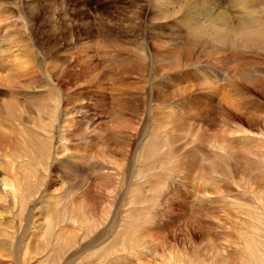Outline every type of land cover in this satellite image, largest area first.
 Segmentation results:
<instances>
[{
  "label": "rangeland",
  "instance_id": "374dc122",
  "mask_svg": "<svg viewBox=\"0 0 264 264\" xmlns=\"http://www.w3.org/2000/svg\"><path fill=\"white\" fill-rule=\"evenodd\" d=\"M215 3L233 21L264 25V0ZM179 4H164L162 19H154V0H0V37L17 32L24 43L16 54L31 50L38 69L12 94L0 89L1 99L11 96L20 107L46 101L59 117L69 100L82 113L79 135L73 128L58 153V122L41 134L44 143L28 127L29 150L17 129L2 138L1 154L16 171L33 172L15 249L19 221L10 216L20 205L0 201V264L256 263L245 243L257 234L264 244L256 195L264 191V53L233 41L223 50L194 42L186 17L203 7L197 2L173 17ZM63 66L70 71L48 84L47 72ZM245 73L260 84L244 82ZM29 121L38 125V114ZM47 150L49 160H34ZM76 212L87 236L65 254Z\"/></svg>",
  "mask_w": 264,
  "mask_h": 264
},
{
  "label": "bare ground",
  "instance_id": "6f19581e",
  "mask_svg": "<svg viewBox=\"0 0 264 264\" xmlns=\"http://www.w3.org/2000/svg\"><path fill=\"white\" fill-rule=\"evenodd\" d=\"M177 2L180 3L178 5V7L176 9L172 8L173 5L176 4ZM197 2H198V4H201L203 9L197 11L198 14H196V12H192V13H189V15H187V17H186L187 18V26H189L188 31H187L188 36L192 37L194 42H200L202 40H206L209 42L208 44H210V46L213 44L216 47H220V50H223L226 48L224 46L226 43H228L229 41L230 42L233 41V42H238L240 46H243L247 50L249 49V50H253V51L254 50L255 51H261L262 53H264V25L262 26V25L256 24L254 21H252L253 19H244L243 18L242 21L241 20L233 21L232 18L228 14L223 12L222 9L220 10V9H218L217 6H215L216 5L215 0H154L155 6L152 7V8H154V10H153V12H154L153 16L155 17L154 19H162L163 15L160 13H161V9L164 6V4L172 6L171 7L172 11H173L172 16L174 17L175 15L179 14L180 12L188 11L191 8V6L193 4H197ZM206 3H207V5H208V3H211L213 8L205 11L204 8H205ZM196 7H198V6H196ZM34 11H32V12L34 13ZM164 12L166 13V11H164ZM35 13H34V15H36ZM196 15H198L197 17H200L199 20L195 19ZM134 18H135V16H134ZM9 30H10V28H9ZM16 34H17V32L12 30V31L5 33V35H3L2 37H0V89H2V88L9 89V93L13 89H16V87L18 88L20 85H24L26 83V82L25 83L23 82L24 84H22V80H20V79H25V80L30 79L31 78L30 75L32 72H35V71L38 72V69H36L37 66H35V64H33L34 63V56L32 55V53H30L31 50L29 51V54H26L25 52H24L25 54L24 53H21L20 55L16 54L17 44H20V46H22V43H24V42H22V38L19 39L17 36H15ZM187 39H190V38H187ZM240 46H238V48ZM196 47H197V45H196ZM17 48H19V47H17ZM28 48H29L28 45H24V47L22 49L24 50V49H28ZM231 48H233V47H231ZM246 49H244V50H246ZM215 50H217V49H215ZM217 52H218V50H217ZM79 62H81V59H78L77 61H75L76 64H78ZM68 71H70V70L68 68H66L65 66H63V67L58 68L57 70L55 68V70L53 71V76L49 72H47V75L45 77H46V80L48 81V84L49 83H50V85L53 84L52 83L53 78L56 80V82H59L61 79L64 78V76L67 74ZM74 73H75V71H74ZM75 74H76V82H75V85L73 86L75 89H73V90H74V92L77 91V94L80 96L79 91H81L80 89H81V84H82L80 81V74L79 73H75ZM51 77H52V79H51ZM96 77H98V76H96ZM34 78H35V76H34ZM93 79L95 81V78H93ZM243 79H244V82H246L247 84H250L254 87H256L258 84H260L258 81L255 80L256 79L255 76H251L248 73H245L243 75ZM32 81H33V79H32ZM39 88H43V85L41 84L39 86H36L33 89L35 90V89H39ZM259 89H260V87H259ZM11 94H12V92H11ZM3 95H4L3 92H0V148H2V147L4 148V147L8 146V143L7 144L4 143V142H6V139L2 140V138L4 139V136L8 135L9 133H12L15 129L19 130V132L23 138V143L25 144L26 147L29 144V142H27L28 141L27 136H29V132H30L29 130H31V129L33 130V132L35 134L33 138H36L38 143H44V142L40 141V139H39L41 134L42 133L44 134V132H46L47 133L46 135L48 136L49 135V129H51L52 126H55L56 124L55 125H53V124L56 122H58L57 123L58 124V132L60 135V147L57 149V153H58V151L60 152V148H62L63 145H65V143H69L68 139H67L68 138L67 134L70 133V131L73 130V128L77 127V126L75 127V125H78L79 119H80L81 114H82L80 111L81 107L78 104H76V105L74 104L73 107L69 108V106L71 105V101L66 100V107L65 108L63 107L64 109L60 110V117H59L58 113L57 112L55 113V111L58 110V107H57V110L55 107L54 108L55 111L51 112L50 111L51 107H49L46 104V101L44 102L45 105H34V106H32V104H31L30 106L20 107L18 105V101L11 96L10 97L7 96L5 99L2 100L1 96H3ZM61 98H60V100H61ZM21 103H23V102H21ZM58 103H59V101H58ZM34 104H36V103H34ZM33 111H34V113L36 112V114H38V122H37L38 125H36V124L30 125L29 124V122H30L29 120H30V117H31V114ZM69 111H72L71 112V115H72L71 118L73 120L76 119L75 121H73L72 124L69 121L70 116L68 117ZM117 112H118V110H117ZM41 114L47 115L48 116L47 119L49 121L44 122V120L41 118ZM57 118H58V120H57ZM28 127L31 129H28ZM73 132H74V135L75 134L79 135L78 134L79 129L77 130V128H76L75 131H73ZM9 135H11V134H9ZM222 143H223V141H222ZM39 147H41V145H39ZM221 148H223V147H221ZM27 149L29 150L30 147H27ZM48 150L46 152L45 151L38 152L37 155H34L35 156L34 160H36V158H37V160H39L40 158H46L47 160H49L50 153L48 152ZM61 151H64V149ZM32 154H36L35 146L33 147ZM64 155L65 154H62V157ZM26 158H27V160H29L28 157H26ZM14 165H15V161L12 158H10V155L7 154V155L3 156L1 154V151H0V201L7 204L6 199H8V201L10 203V205L9 204L8 205L12 206L14 208H16L17 205L18 206L20 205L18 214H15L14 212L11 211L12 214L10 216L11 217L10 219H13L15 221L16 220L19 221V224L17 221H16L17 223H15V221L13 222V223H15V225L18 224L16 226V228L14 229V230H16L15 235L11 231L14 235V237L11 238L12 239L11 246L15 249L19 245V244H17L19 237L22 236L23 231H24V224H23L24 219H23V217L27 211L26 206L29 202L30 197L32 196L30 193V186H31V172H33V170H30V169H33V168L31 166L30 167L26 166L24 171L21 173V172L16 171V168ZM37 165L42 167L41 163H38ZM48 168H49V166L47 167V163H46L43 167V170L45 172H48ZM61 168L64 170L65 167L63 164L61 165ZM33 177L34 176L32 175V178ZM33 181H34V179H33ZM256 195L258 197L259 204H261L263 211H264V191L259 190V192ZM257 210H258V208H257ZM84 217L85 216L80 214V212L73 213V216L71 218V224L73 225V228H76L74 230L77 231V233L74 232V234H72V236H71V239L68 242H66V247L64 248L66 251L65 254H68V252L73 247L75 249H78L79 246L82 244L83 239L86 238V237H84V236H87L86 233L83 235V233L80 230V228L81 229L83 228V224H84L83 220L85 219ZM261 220L257 222L258 226L263 225V221H261ZM0 221H1V219H0ZM13 223H11V224H13ZM0 224H1V222H0ZM84 228H86V227H84ZM85 232H86V230H85ZM256 235L257 234H255L254 236L252 235L251 238L246 240V243L244 242L246 245L245 250L247 251L246 253H248L250 255V258L252 261H255L257 264H264V247H263L264 244H260L259 243L260 241L257 242L255 240ZM240 241H242V240H240ZM26 246H28V244ZM29 246H31V245H29ZM32 246L35 247V245H32ZM66 249H68V250H66ZM260 249L263 251V253H261L260 255H257L258 254L257 251H260ZM31 253H32V251H29V250L27 253L25 252L24 256H22L21 261L24 262L25 258L29 257V255ZM77 253H78V250L75 252V254L77 255ZM12 258L14 260L18 261L19 257L17 255H15V256H12ZM25 263H27V261H25ZM256 263H254V264H256ZM246 264H249V263H246Z\"/></svg>",
  "mask_w": 264,
  "mask_h": 264
}]
</instances>
